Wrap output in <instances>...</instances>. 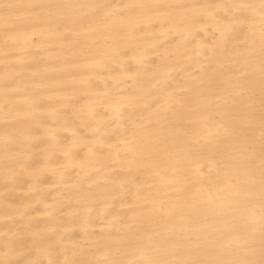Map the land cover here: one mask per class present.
Segmentation results:
<instances>
[{"label": "bare ground", "instance_id": "6f19581e", "mask_svg": "<svg viewBox=\"0 0 264 264\" xmlns=\"http://www.w3.org/2000/svg\"><path fill=\"white\" fill-rule=\"evenodd\" d=\"M262 157L261 0H0V260L259 262Z\"/></svg>", "mask_w": 264, "mask_h": 264}, {"label": "snow or ice", "instance_id": "6c2138e0", "mask_svg": "<svg viewBox=\"0 0 264 264\" xmlns=\"http://www.w3.org/2000/svg\"><path fill=\"white\" fill-rule=\"evenodd\" d=\"M4 7H29V8H38L44 7V5L37 4H28V5H4ZM261 10L264 11V0H261ZM261 185H262V194H264V157H262V171H261ZM262 226H264V217L261 220ZM0 264H11L9 261L0 260ZM144 264H164V262L148 260L145 261ZM191 264V262H188ZM248 264H264V249H262L261 259L259 262L250 261Z\"/></svg>", "mask_w": 264, "mask_h": 264}]
</instances>
